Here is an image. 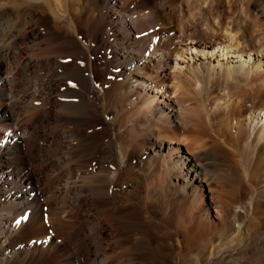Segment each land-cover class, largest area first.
I'll list each match as a JSON object with an SVG mask.
<instances>
[{
    "label": "bare ground",
    "instance_id": "obj_1",
    "mask_svg": "<svg viewBox=\"0 0 264 264\" xmlns=\"http://www.w3.org/2000/svg\"><path fill=\"white\" fill-rule=\"evenodd\" d=\"M262 168L264 0H0V264H264Z\"/></svg>",
    "mask_w": 264,
    "mask_h": 264
},
{
    "label": "rangeland",
    "instance_id": "obj_2",
    "mask_svg": "<svg viewBox=\"0 0 264 264\" xmlns=\"http://www.w3.org/2000/svg\"><path fill=\"white\" fill-rule=\"evenodd\" d=\"M176 95V96H175ZM193 95V96H192ZM178 96V94H174V95H170V97L172 98V99H174V98H176ZM182 97L183 96H185L184 98H182V100L180 101V103H182V104H184L188 109H190L189 110V112L190 113H192L193 112V110L196 112H198L199 114H201V116H203V120H202V127H199V128H201V129H199L198 128V130H200L199 132L201 133V139H203V140H207L208 139V137H211V135L212 134H214V131L216 130V125L214 126V125H212L211 123H207V121L204 119L205 117H206V113H204V111L202 110V109H204V106L203 105H205V100L202 98V97H200L199 95H198V93L195 95L194 93H190V95H189V93H187V94H184V95H181ZM198 96H199V98H198ZM195 97V98H194ZM196 97L198 98V99H196ZM192 98V99H191ZM202 98V99H201ZM200 100H202V101H200ZM212 100V101H211ZM183 101V102H182ZM210 106H212V104H215L216 103V100L214 99V98H210V99H208V102H207ZM199 107V108H198ZM201 108V109H200ZM196 109V110H195ZM200 110H201V112H200ZM203 111V112H202ZM234 118V117H233ZM233 118H231L230 117V119H228V120H226V122L227 121H229V122H231V120L233 119ZM189 119L191 120V116H189ZM228 122V123H229ZM231 124H232V122L230 123V124H226L227 125V127L226 128H224V130H225V132H228V134H229V130H230V132H231V134H232V136H233V134H234V132L232 131V129H231ZM195 130H197V129H195ZM192 135V134H191ZM196 134H193L192 136H187V139H190L191 137H194ZM183 138H180L179 139V141L177 140H173V141H168L167 139H165V138H157V140L158 141H160V142H163L164 144H167L168 142H169V144L171 145V146H173V147H177V148H181V149H185V146L187 145V142L188 141H183L182 140ZM185 151V150H184ZM251 171L253 172L254 171V167L252 166L251 167ZM264 168H262V171H261V173H262V175H261V173H259V174H256L254 177H255V179L253 180V186L255 185V191H260V190H263L264 189V170H263ZM254 173V172H253ZM222 186V187H221ZM217 189H219V190H217L218 191V195H217V198L220 200V201H223L224 200V202H230V204H232V206L233 207H236L237 206V204L239 203V195H238V193L234 190V188H233V186L231 185V184H223V183H220V185H219V187L217 188ZM253 191V190H252ZM226 200V201H225ZM237 200V201H236ZM233 201V202H232ZM235 203V204H234ZM213 210V209H212ZM47 212V213H46ZM41 213H43V214H41L42 215V221H41V224L42 225H44L45 227H49L50 225H51V222L53 221V217L51 216V214H49V211H45V210H42L41 211ZM211 214H212V217L214 218V221L217 223H213V225H205L204 226V228L202 229V231H203V234H202V236H200V238H199V240L198 241H202V239L203 240H206L207 238H209V237H213L215 234H216V232L218 231V230H220L221 229V227H222V225L221 224H219L217 221V219L215 218V216H216V213L215 212H213V211H211ZM21 218V217H20ZM19 221H20V219H19ZM54 222V221H53ZM49 223V224H48ZM33 230H37V227H35V229H33ZM33 232V234L35 235V233L37 232ZM31 240V239H30ZM29 240V241H30Z\"/></svg>",
    "mask_w": 264,
    "mask_h": 264
}]
</instances>
